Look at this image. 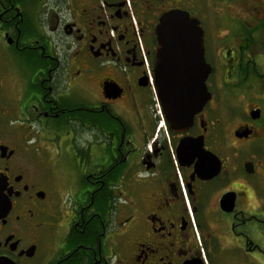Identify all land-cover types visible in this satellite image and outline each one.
Masks as SVG:
<instances>
[{
    "label": "flooded vegetation",
    "instance_id": "af4514ba",
    "mask_svg": "<svg viewBox=\"0 0 264 264\" xmlns=\"http://www.w3.org/2000/svg\"><path fill=\"white\" fill-rule=\"evenodd\" d=\"M171 10L202 107L160 81ZM0 264H264V0H0Z\"/></svg>",
    "mask_w": 264,
    "mask_h": 264
},
{
    "label": "water",
    "instance_id": "95a60500",
    "mask_svg": "<svg viewBox=\"0 0 264 264\" xmlns=\"http://www.w3.org/2000/svg\"><path fill=\"white\" fill-rule=\"evenodd\" d=\"M156 38L157 61L166 73L160 81L168 95L184 102L197 98L202 107L207 101L204 93L210 70H205L204 31L199 20L183 10L166 12L159 19Z\"/></svg>",
    "mask_w": 264,
    "mask_h": 264
},
{
    "label": "rangeland",
    "instance_id": "374dc122",
    "mask_svg": "<svg viewBox=\"0 0 264 264\" xmlns=\"http://www.w3.org/2000/svg\"><path fill=\"white\" fill-rule=\"evenodd\" d=\"M204 7V4H199V7L198 8H203ZM207 7H205L206 9Z\"/></svg>",
    "mask_w": 264,
    "mask_h": 264
}]
</instances>
